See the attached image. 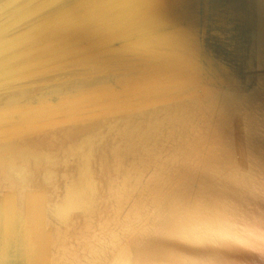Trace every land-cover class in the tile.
<instances>
[{
	"label": "bare ground",
	"instance_id": "bare-ground-1",
	"mask_svg": "<svg viewBox=\"0 0 264 264\" xmlns=\"http://www.w3.org/2000/svg\"><path fill=\"white\" fill-rule=\"evenodd\" d=\"M258 181L264 0H0V264L213 254L168 234Z\"/></svg>",
	"mask_w": 264,
	"mask_h": 264
},
{
	"label": "clouds",
	"instance_id": "clouds-1",
	"mask_svg": "<svg viewBox=\"0 0 264 264\" xmlns=\"http://www.w3.org/2000/svg\"><path fill=\"white\" fill-rule=\"evenodd\" d=\"M264 185V182L258 181ZM258 198L264 199V195ZM209 255H190L174 249L164 251L151 264H225L220 253L242 252L264 264V208L249 210L217 209L190 217L168 234Z\"/></svg>",
	"mask_w": 264,
	"mask_h": 264
}]
</instances>
